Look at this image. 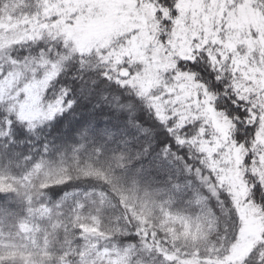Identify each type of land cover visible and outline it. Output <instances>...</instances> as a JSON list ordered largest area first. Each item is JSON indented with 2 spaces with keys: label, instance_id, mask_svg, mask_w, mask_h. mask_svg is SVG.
Listing matches in <instances>:
<instances>
[{
  "label": "snow or ice",
  "instance_id": "obj_1",
  "mask_svg": "<svg viewBox=\"0 0 264 264\" xmlns=\"http://www.w3.org/2000/svg\"><path fill=\"white\" fill-rule=\"evenodd\" d=\"M27 6L0 0V160L23 167L19 177L0 170V233L15 194L26 214L9 226L27 241L0 249V264H88L77 257L93 243L98 257L110 250L108 264H264V0ZM241 11L257 22L238 31ZM20 47L27 55L15 54ZM144 112L154 127H144ZM46 127L65 142L44 143L38 158L18 150ZM97 137L103 144L91 143ZM109 143L119 148L106 153ZM173 171L195 175L198 187L187 195L165 179ZM142 178L166 189L159 217L136 195ZM176 196L192 214L166 210ZM117 205L104 242L89 237L85 222ZM173 222L181 227L169 233ZM61 232L68 245L53 250L48 236Z\"/></svg>",
  "mask_w": 264,
  "mask_h": 264
},
{
  "label": "trees",
  "instance_id": "obj_2",
  "mask_svg": "<svg viewBox=\"0 0 264 264\" xmlns=\"http://www.w3.org/2000/svg\"><path fill=\"white\" fill-rule=\"evenodd\" d=\"M33 0H28V6L24 9L25 12H34L35 8L32 6ZM15 54L17 55H27L25 52L24 47H20L18 52ZM72 70H69V75H71ZM66 83H73L72 80L67 79ZM142 119L144 121V127L145 128H152L155 126L154 121H152L148 114L146 112L142 113ZM102 123H107L102 120ZM74 134V133H73ZM134 130H129V135H134ZM143 139V137H141ZM65 142V139L61 137L59 132L57 131L56 127H46L43 132H41L39 138H33V140L30 142V144L24 145L21 149H18L22 151L23 153H27V150L29 147H32L34 152V158H38L39 154L43 150V144L48 143L50 148H54V146L59 145L61 143ZM87 143V141H86ZM91 143L93 145H99L103 144V141L100 140L98 137L94 138ZM119 145L116 143H109L104 144V151L106 153H110L113 149H118ZM182 153V159L185 163L188 164L189 167L195 170L196 163L194 159H188V157L183 155V150H181ZM19 162V159L17 158L11 165H9L8 160H0V170H7L10 171V173L14 176H21L23 173V167L17 168L16 163ZM165 179L169 180H175L178 183H183L185 187V192L187 195L191 194V190L193 188L198 187L199 181L195 177V175L191 173H185L183 171L180 172V174L177 176L175 171H173V175L166 177ZM160 178H157L156 182L148 181L144 178L141 179V183L139 185V190L137 191L136 195L148 200L149 206L153 207L152 202H154V211L156 213V216L159 217L160 212V204L168 199V196L166 194V189L164 188V185L159 182ZM130 186V185H128ZM147 193V195H145ZM111 198V197H110ZM187 196H176L173 198L172 203L168 206L166 205V210L170 211L173 214H192L191 210L188 209L186 204ZM12 206L13 212L15 215L12 217V220H10L8 223L3 225V231L0 233V249H3L6 245L12 243L13 241L17 245H22L23 243L27 241H22L19 237V234L16 232V229L13 227H10L9 225L11 223H14L17 218L20 220L23 219L24 215L26 214V201L22 202L20 201L15 194L12 195V200L9 202ZM113 203H116L115 199L113 198ZM215 201H209V205L214 206ZM107 214H101V222L97 223L94 220H88L85 222V227L89 228L90 231L87 232V235L92 238H99V243H103L106 239L107 233H108V227L111 221V218L114 217L119 212V206L115 208H107ZM39 220V217H37ZM180 224L178 222H173L168 226V231L170 233L171 228H176L177 230L180 229ZM51 232V230H49ZM11 233V235H9ZM33 235L39 240L40 247H44L45 244V238L44 236L40 235L39 233H33ZM48 240L50 241L49 247L53 250L67 247L68 242L64 239V234L61 232L60 239L57 240L54 236L49 235ZM30 243V242H29ZM178 246L185 249H190V244H185L184 240L181 238L179 239ZM73 247H80L79 242L73 245ZM96 248L97 244H89L87 247L78 255V259H85V257H88V264H101V261H103L100 256L98 257L96 255ZM101 251H107L109 256V251L104 248H100ZM100 258V259H99ZM104 262V261H103Z\"/></svg>",
  "mask_w": 264,
  "mask_h": 264
},
{
  "label": "rangeland",
  "instance_id": "obj_3",
  "mask_svg": "<svg viewBox=\"0 0 264 264\" xmlns=\"http://www.w3.org/2000/svg\"><path fill=\"white\" fill-rule=\"evenodd\" d=\"M256 22H257L256 21V17L251 12L244 13L243 11H241L233 18V22H232L231 26L234 29L239 31V30L245 29L249 24L255 25ZM86 27H89L90 29H93L96 26L92 25V26H86ZM209 115H210V119L213 120L214 127L216 128V130L222 129L223 128V123L217 121L215 119V115L214 114L210 113ZM249 226H250V228L252 230H254L258 226V221H253L251 219V216H249ZM183 227L186 229L187 225H183ZM172 229L173 228H171L170 233L172 232ZM101 252L104 253V255L100 256V258L104 261V264H108V259H109L108 252L107 251H101Z\"/></svg>",
  "mask_w": 264,
  "mask_h": 264
}]
</instances>
